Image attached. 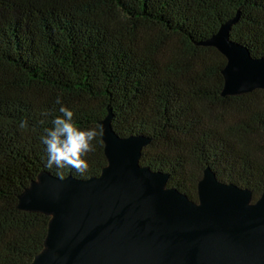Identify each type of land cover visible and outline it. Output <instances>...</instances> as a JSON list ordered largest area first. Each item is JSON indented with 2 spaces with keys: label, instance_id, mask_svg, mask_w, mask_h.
<instances>
[{
  "label": "trees",
  "instance_id": "1",
  "mask_svg": "<svg viewBox=\"0 0 264 264\" xmlns=\"http://www.w3.org/2000/svg\"><path fill=\"white\" fill-rule=\"evenodd\" d=\"M237 12L230 38L264 56V0H0V264L43 248L49 216L17 207L40 171L87 178L106 164L99 136L85 174L46 167L58 96L81 128L111 109L118 135L149 136L140 163L190 199L206 166L260 195L264 89L221 95L226 59L199 44Z\"/></svg>",
  "mask_w": 264,
  "mask_h": 264
},
{
  "label": "water",
  "instance_id": "2",
  "mask_svg": "<svg viewBox=\"0 0 264 264\" xmlns=\"http://www.w3.org/2000/svg\"><path fill=\"white\" fill-rule=\"evenodd\" d=\"M238 18L199 42L226 59L221 95L264 89V56L230 38ZM111 118L108 109L99 122L106 164L98 175L40 171L18 195L19 209L49 216L29 264H264V189L253 199L206 166L190 199L167 185L168 173L140 163L151 138L120 136Z\"/></svg>",
  "mask_w": 264,
  "mask_h": 264
},
{
  "label": "clouds",
  "instance_id": "3",
  "mask_svg": "<svg viewBox=\"0 0 264 264\" xmlns=\"http://www.w3.org/2000/svg\"><path fill=\"white\" fill-rule=\"evenodd\" d=\"M56 103L60 105V115L52 118L51 127H44L40 136V141L47 152L46 167L71 168L83 175L89 169L86 157L96 150L94 141L102 135V126L81 128L73 119V111L62 104L59 96ZM42 115L47 116L49 113L45 112ZM19 128H28L26 119L20 121ZM59 175L61 179L64 178L62 173Z\"/></svg>",
  "mask_w": 264,
  "mask_h": 264
}]
</instances>
